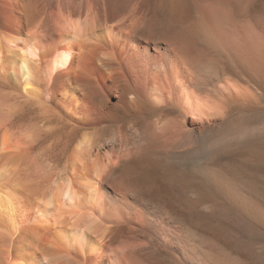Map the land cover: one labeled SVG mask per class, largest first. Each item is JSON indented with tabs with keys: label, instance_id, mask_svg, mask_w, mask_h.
Instances as JSON below:
<instances>
[{
	"label": "bare ground",
	"instance_id": "1",
	"mask_svg": "<svg viewBox=\"0 0 264 264\" xmlns=\"http://www.w3.org/2000/svg\"><path fill=\"white\" fill-rule=\"evenodd\" d=\"M219 1H163L184 25L159 32L144 0H0V264H210L177 217L132 192L121 210L116 193L125 166L171 155L245 99L204 58L203 36L230 48L235 18ZM133 115L144 130L128 142ZM210 168L236 206L257 209Z\"/></svg>",
	"mask_w": 264,
	"mask_h": 264
},
{
	"label": "rangeland",
	"instance_id": "2",
	"mask_svg": "<svg viewBox=\"0 0 264 264\" xmlns=\"http://www.w3.org/2000/svg\"><path fill=\"white\" fill-rule=\"evenodd\" d=\"M144 1L145 9L157 17L159 32L180 31L183 27V22L177 23L174 14L164 6L165 0ZM220 1V13L225 11L220 16L228 18L232 14L235 18L233 34L225 39L231 43L227 44L230 48L223 49L221 40L217 47L211 48L203 36L204 58L218 65L223 74L233 78L232 82L237 81L245 99L234 101L224 117H214L197 132L188 133L186 140L166 156L168 159L152 149L121 169L118 176L124 179L118 182L119 188L122 187L116 193L120 199L117 203L119 209L125 210L126 195L132 192L162 206L185 227H190L192 245L210 264H264V0ZM216 32H220L216 34L219 40L221 28ZM34 105L31 107H37ZM133 116L123 119L122 133H126L128 142L132 141L129 134L133 126L144 130L140 117ZM112 130H102L101 137ZM57 143L52 145L56 147ZM208 167L224 172L227 179L262 208L258 206L260 209L252 213L236 206L205 174Z\"/></svg>",
	"mask_w": 264,
	"mask_h": 264
}]
</instances>
